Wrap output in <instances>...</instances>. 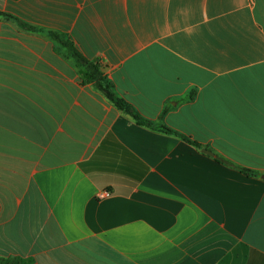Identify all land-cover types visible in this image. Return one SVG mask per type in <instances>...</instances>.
Masks as SVG:
<instances>
[{
	"label": "crops",
	"instance_id": "0c3cea01",
	"mask_svg": "<svg viewBox=\"0 0 264 264\" xmlns=\"http://www.w3.org/2000/svg\"><path fill=\"white\" fill-rule=\"evenodd\" d=\"M14 257L264 264V0H0V258Z\"/></svg>",
	"mask_w": 264,
	"mask_h": 264
},
{
	"label": "trees",
	"instance_id": "16d2710c",
	"mask_svg": "<svg viewBox=\"0 0 264 264\" xmlns=\"http://www.w3.org/2000/svg\"><path fill=\"white\" fill-rule=\"evenodd\" d=\"M53 34L58 35V33L53 32ZM74 57L76 58L79 65L82 67V76L84 77L85 81H96L98 87L106 94V96L113 101L120 109L126 111L127 113L131 114L139 123L146 124L149 126L153 125L151 120H147L143 118L140 114L135 112L133 107L122 97H120L114 90V85L108 77H106L98 63L91 62L86 59L84 56L79 54L78 52H74ZM166 131H174L170 127L166 125H161ZM188 139V138H187ZM190 140V139H188ZM197 144V143H196ZM199 146V144H197ZM248 174H256L255 171L251 169L244 168ZM28 260L23 258L14 257V258H0V264H27Z\"/></svg>",
	"mask_w": 264,
	"mask_h": 264
},
{
	"label": "rangeland",
	"instance_id": "374dc122",
	"mask_svg": "<svg viewBox=\"0 0 264 264\" xmlns=\"http://www.w3.org/2000/svg\"><path fill=\"white\" fill-rule=\"evenodd\" d=\"M63 40V42H65V43H67L68 44V40H66L65 38L64 39H62Z\"/></svg>",
	"mask_w": 264,
	"mask_h": 264
},
{
	"label": "water",
	"instance_id": "95a60500",
	"mask_svg": "<svg viewBox=\"0 0 264 264\" xmlns=\"http://www.w3.org/2000/svg\"><path fill=\"white\" fill-rule=\"evenodd\" d=\"M206 152L212 153L210 150H205Z\"/></svg>",
	"mask_w": 264,
	"mask_h": 264
},
{
	"label": "built area",
	"instance_id": "2783aa9c",
	"mask_svg": "<svg viewBox=\"0 0 264 264\" xmlns=\"http://www.w3.org/2000/svg\"><path fill=\"white\" fill-rule=\"evenodd\" d=\"M105 195H109V192H106Z\"/></svg>",
	"mask_w": 264,
	"mask_h": 264
}]
</instances>
